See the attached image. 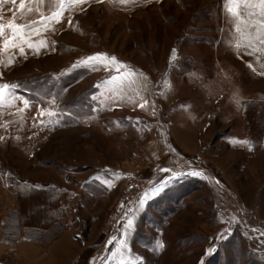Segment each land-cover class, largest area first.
<instances>
[{"label":"rangeland","instance_id":"rangeland-1","mask_svg":"<svg viewBox=\"0 0 264 264\" xmlns=\"http://www.w3.org/2000/svg\"><path fill=\"white\" fill-rule=\"evenodd\" d=\"M229 7L87 0L38 25L39 54L0 53L18 85L0 107V264H264V76L235 57ZM100 54L127 67H73Z\"/></svg>","mask_w":264,"mask_h":264},{"label":"snow or ice","instance_id":"snow-or-ice-1","mask_svg":"<svg viewBox=\"0 0 264 264\" xmlns=\"http://www.w3.org/2000/svg\"><path fill=\"white\" fill-rule=\"evenodd\" d=\"M6 2H8V0H0V3ZM96 2L103 3L104 0H96ZM109 2H113V0H109ZM117 2L121 4H127L135 3L136 0H117ZM157 2H159V0H157ZM11 3L15 4L16 0H11ZM44 3L45 0H20L19 8L17 11L23 13L26 8L28 12L37 11L40 14V21L33 20L30 24H17L13 21H9L6 25L0 24V37L3 38V44L0 45V53L10 51L11 49H18L20 54L24 55V45H27L29 49H33L37 54H39V49L45 46V42L41 41L39 44L34 43L30 39V34L32 32H37L38 34V25L40 24V22L46 21L50 23L54 21L55 23H60L61 19L63 18L64 12L68 8L75 5L85 4L87 3V0H56L55 10H53L51 14L47 16L40 11ZM32 4L37 5V7L33 9V7H31ZM229 5L230 7L228 8V11L234 16L239 17L241 15H246L247 17V19L240 20L239 24L237 25V32L240 34V40H238L236 44L237 51L243 48L246 51L251 50V52L253 53H260L261 56L264 57V0H229ZM241 9H243L244 12H241ZM68 23H72L71 19H69ZM241 24L243 25V27H240ZM44 26L47 27V24L45 23ZM173 53H175V49H173ZM11 62L12 61L10 59L8 63L11 64ZM101 62H105V66H107L108 64L115 66L118 73L127 67L126 65L119 63L115 57H107L103 54L87 56L84 60L77 62V64L73 67H95ZM171 62L172 61L170 59L169 63ZM248 67L251 68L254 72L256 71V69L253 68L252 64H249ZM130 75L134 74L125 72L123 77H121L120 75H115L111 77V80L105 81L104 83L113 84L115 82L122 81L124 78H127ZM257 75H264V71L257 72ZM17 87V84L0 83V107L5 105L7 96H12V90ZM143 87L147 88V84L145 83ZM141 100L143 102L139 104V107L143 109L147 106L148 101L143 97H141ZM233 100L239 105L240 101L238 96H234ZM22 102L25 108L29 106V101L23 100ZM20 111H23V109H20ZM38 114L40 117H43L45 114L51 117L53 115V112H46L42 110ZM153 114H155V111H153ZM0 140H3V137H0ZM161 171L167 173L169 172V169L162 168ZM187 174L192 176L203 175L198 171H192ZM180 175L181 173H176L171 178L176 179ZM164 183H167V181H165ZM156 191H159V189H156ZM146 195L147 194H145V196ZM139 203L143 204L144 199H140ZM127 224L128 226H131L132 220L129 219L127 221ZM253 231H255V229H253ZM261 234L264 235V233ZM223 235L224 233H221L220 237L218 238H222ZM108 243H112V241L109 240ZM121 245H123V241L121 242ZM159 246L163 247V245ZM212 251V248L208 250L209 253H211Z\"/></svg>","mask_w":264,"mask_h":264},{"label":"crops","instance_id":"crops-1","mask_svg":"<svg viewBox=\"0 0 264 264\" xmlns=\"http://www.w3.org/2000/svg\"><path fill=\"white\" fill-rule=\"evenodd\" d=\"M19 3L15 7L11 8V10H10V11H12L11 13L7 14L8 15V21L4 23L5 25L9 21H13L17 24H30L33 20L40 21V14L37 11L28 12L27 8L24 10L23 13L17 11L19 8ZM49 3H50L49 0H45L43 7L40 9V11L43 12V14L46 13V16L48 15L47 13L49 11ZM31 7H33V9H35L37 7V5L32 4ZM240 11L244 12L243 9H241ZM5 16H6V14H5ZM244 19H247L246 15H241L239 17L235 16V23H234V27H233L234 40H235V57L239 58L240 61L249 69V71H251V73L257 74V72L264 71V57H262L260 53L251 52V50L246 51L245 49L241 48L239 51H237V49H236L237 41L240 40V34L237 32V25L239 24L240 20H244ZM40 24H43V22L41 21ZM240 27H243V25L241 24ZM250 31H254V30H250ZM258 47H259V45H258ZM24 48H25L24 54H27L29 51L30 52L32 51V49H29L27 47V45H24ZM14 54L16 56L21 55L19 50H14ZM249 64H252L253 68L256 69L255 72L251 68L248 67Z\"/></svg>","mask_w":264,"mask_h":264},{"label":"built area","instance_id":"built-area-1","mask_svg":"<svg viewBox=\"0 0 264 264\" xmlns=\"http://www.w3.org/2000/svg\"><path fill=\"white\" fill-rule=\"evenodd\" d=\"M132 186V185H131ZM130 186V188L132 189L133 187H131ZM126 211H127V208L125 209V208H123L118 214H117V216H115V217H113L112 219H113V221H112V225H115V223L117 222H120V221H122V219L124 218V216H125V213H126ZM112 235V234H111Z\"/></svg>","mask_w":264,"mask_h":264}]
</instances>
